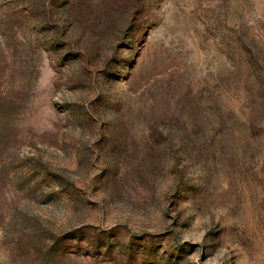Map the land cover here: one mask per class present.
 I'll return each mask as SVG.
<instances>
[{"label": "rangeland", "instance_id": "374dc122", "mask_svg": "<svg viewBox=\"0 0 264 264\" xmlns=\"http://www.w3.org/2000/svg\"><path fill=\"white\" fill-rule=\"evenodd\" d=\"M0 264H264V0H0Z\"/></svg>", "mask_w": 264, "mask_h": 264}]
</instances>
